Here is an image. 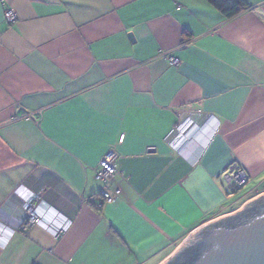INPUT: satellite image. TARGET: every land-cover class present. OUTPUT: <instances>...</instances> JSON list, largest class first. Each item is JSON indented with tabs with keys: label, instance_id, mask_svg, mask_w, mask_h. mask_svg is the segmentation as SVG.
<instances>
[{
	"label": "crops",
	"instance_id": "1",
	"mask_svg": "<svg viewBox=\"0 0 264 264\" xmlns=\"http://www.w3.org/2000/svg\"><path fill=\"white\" fill-rule=\"evenodd\" d=\"M246 2L0 0V264H166L264 196V0ZM112 149L121 193L99 207Z\"/></svg>",
	"mask_w": 264,
	"mask_h": 264
},
{
	"label": "water",
	"instance_id": "2",
	"mask_svg": "<svg viewBox=\"0 0 264 264\" xmlns=\"http://www.w3.org/2000/svg\"><path fill=\"white\" fill-rule=\"evenodd\" d=\"M47 1L58 3V0ZM129 36L135 42V36L132 33ZM237 169V164L231 167L227 185L232 171ZM239 188L228 185L232 193ZM190 237L192 239L189 238L166 264L182 253L190 257L186 251L189 249L194 253L190 260L187 261V258L178 262L181 259L179 257L174 264H264V196L227 220H219L198 229Z\"/></svg>",
	"mask_w": 264,
	"mask_h": 264
},
{
	"label": "built area",
	"instance_id": "3",
	"mask_svg": "<svg viewBox=\"0 0 264 264\" xmlns=\"http://www.w3.org/2000/svg\"><path fill=\"white\" fill-rule=\"evenodd\" d=\"M17 18L16 13L14 10L10 9L6 12V19L10 22L15 21ZM169 61L172 65H178L180 60L176 57H168ZM28 118V117H26ZM124 139V135L121 137V142ZM117 159L118 153L116 150H110L101 160L100 166L97 170L96 177L99 181H101L104 185L103 190L100 194L96 196H92L89 199L90 203H95L97 206L101 207L105 203H115L118 200V197L121 193V189L119 187H111V182L114 177L118 174V167H117ZM249 176L245 169L239 167L237 170H233L231 173V180L228 182V185H232L233 188L235 186L242 187L246 185L248 182ZM235 184V185H233ZM229 190V189H228ZM28 198V201H25V210H26V222L22 226L23 230H26L28 226H32L34 224L42 223V220L37 214L36 210V202L39 201V194H31ZM98 201V202H97ZM48 229H50L56 236L63 234V228H55L46 225Z\"/></svg>",
	"mask_w": 264,
	"mask_h": 264
},
{
	"label": "trees",
	"instance_id": "4",
	"mask_svg": "<svg viewBox=\"0 0 264 264\" xmlns=\"http://www.w3.org/2000/svg\"><path fill=\"white\" fill-rule=\"evenodd\" d=\"M207 1H209L212 5H214L219 11H221L228 18L234 17L235 15L249 8V5L246 2V0H207ZM186 251L187 253H189L190 257L186 255H182L183 254L182 253L175 260L181 257V259L178 262L183 261L184 259L186 260L187 258H188L187 261H189L194 253L190 249ZM175 260L172 261L170 264H174Z\"/></svg>",
	"mask_w": 264,
	"mask_h": 264
},
{
	"label": "rangeland",
	"instance_id": "5",
	"mask_svg": "<svg viewBox=\"0 0 264 264\" xmlns=\"http://www.w3.org/2000/svg\"><path fill=\"white\" fill-rule=\"evenodd\" d=\"M254 187H255V183L254 182H247L246 185H244L243 187L239 188V190H237L233 194H234V196L236 198H241L244 195L251 194ZM189 238L192 239V237H189Z\"/></svg>",
	"mask_w": 264,
	"mask_h": 264
}]
</instances>
